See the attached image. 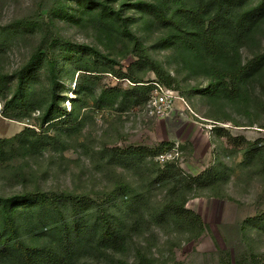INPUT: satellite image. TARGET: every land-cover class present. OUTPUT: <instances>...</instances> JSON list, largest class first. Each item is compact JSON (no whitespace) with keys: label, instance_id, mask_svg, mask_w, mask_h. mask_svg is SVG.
<instances>
[{"label":"rangeland","instance_id":"1","mask_svg":"<svg viewBox=\"0 0 264 264\" xmlns=\"http://www.w3.org/2000/svg\"><path fill=\"white\" fill-rule=\"evenodd\" d=\"M135 2L111 3L150 56L174 76L182 100L166 118H150L143 104L124 97L136 88L134 81L162 79L127 41L100 44L83 21V1L0 0V139L14 138L7 143L9 158L0 160V197L47 192L54 199L17 218L35 244L51 239L38 229L45 220L55 226L59 212L78 224L104 208L120 217L125 248L94 249L81 259L85 264H131L140 248L154 258L152 264H264V73L250 80L239 101L209 100L199 90L210 79L201 70H187L177 50L162 48L158 39L164 34L143 23ZM242 50L247 63L252 53ZM258 50L264 51V37L253 51ZM53 60L57 83L50 72ZM24 71L34 85V102L20 113L9 101ZM135 91L144 98V89ZM76 97L74 110L70 99ZM52 98L76 113L67 127L39 126ZM27 127L42 134L38 150L21 148L17 136ZM134 148L143 152L127 153ZM165 152L173 157L159 161ZM124 183L130 193L113 194ZM184 200L201 217L202 228L166 212L168 203Z\"/></svg>","mask_w":264,"mask_h":264},{"label":"trees","instance_id":"2","mask_svg":"<svg viewBox=\"0 0 264 264\" xmlns=\"http://www.w3.org/2000/svg\"><path fill=\"white\" fill-rule=\"evenodd\" d=\"M76 1L84 2L81 6L83 21L91 24L92 29L99 36L100 44L107 46L112 39L127 41L133 47L132 51L138 60L143 61L145 66L151 68L162 79V82L160 80L156 82L174 89V76L166 72L163 66L150 56L142 38L131 29L129 20L121 9H116L112 5V0ZM135 1L136 9L146 17L142 20L143 23L158 26L160 32L164 34L158 39L162 48L177 50L187 70H201V74L210 79L209 85L199 90L209 100H225L233 103L239 101L243 96L246 97L250 80L264 73V51H253L255 46L261 44L264 37V0ZM242 49L252 53V58L247 63L242 62ZM105 57L107 58V55ZM34 61L36 58L31 60ZM57 65V60L51 62L50 72L54 83H57L55 75ZM28 77L29 75L27 76V72L24 71L9 101L20 109V113L29 112V107L34 102L31 96L34 85L29 84ZM134 82L137 83L136 88L125 91L124 97L145 106L153 85L143 81ZM136 89L137 91L144 89L143 99H140ZM77 99V97L70 99L74 110ZM74 110L67 112L66 108L52 98L47 108L41 112L39 126L50 127L56 124L62 128L67 127L76 117ZM214 128H217L216 125ZM62 131L67 133L66 128ZM41 135L35 128L27 127L17 138L23 145L21 148L38 150L41 147V137H39ZM13 139H0V160L9 158L7 143ZM47 139L52 140L49 137ZM53 140L59 139L55 137ZM142 149H129L127 153L139 154L143 152ZM114 156L115 153H112V158ZM170 165L166 164L164 167L170 168ZM158 172L163 173L160 168ZM127 187L124 183L113 194L122 192L123 196L128 195L130 192ZM68 197L72 198V196ZM52 200L54 199L47 192L0 197V260L9 264H85L81 259L94 249L120 251L125 248L126 229L122 226L120 217L110 214L111 212L106 208L97 213L94 219L84 221L82 224L74 220L71 223L66 222L59 212L60 218L55 226H53L54 222L45 220L38 229L51 239L43 244L29 242L23 234L25 232L18 226V216L33 211L31 206L38 208ZM184 202L185 200L180 203H168L165 206L166 212L171 213L177 222L188 226L198 225L202 228L201 217L188 210ZM19 203H24V208L18 209L16 206ZM54 204L59 210L56 203ZM28 224L31 226L33 222L30 221ZM58 228L60 231L57 233ZM55 233L58 234L57 239L53 236ZM94 240L97 242L96 245ZM153 262L154 258L140 248L137 260L131 264Z\"/></svg>","mask_w":264,"mask_h":264},{"label":"built area","instance_id":"3","mask_svg":"<svg viewBox=\"0 0 264 264\" xmlns=\"http://www.w3.org/2000/svg\"><path fill=\"white\" fill-rule=\"evenodd\" d=\"M153 89L146 102V114L150 118H166L176 109L178 101L182 100L178 92L172 88L166 87L158 82H151ZM173 157L172 152L161 153L157 159L165 162Z\"/></svg>","mask_w":264,"mask_h":264},{"label":"water","instance_id":"4","mask_svg":"<svg viewBox=\"0 0 264 264\" xmlns=\"http://www.w3.org/2000/svg\"><path fill=\"white\" fill-rule=\"evenodd\" d=\"M174 112H175V110H174V111H172L171 115H172Z\"/></svg>","mask_w":264,"mask_h":264}]
</instances>
